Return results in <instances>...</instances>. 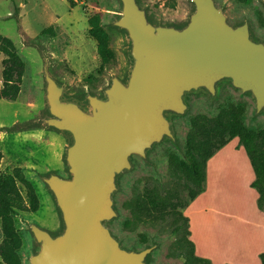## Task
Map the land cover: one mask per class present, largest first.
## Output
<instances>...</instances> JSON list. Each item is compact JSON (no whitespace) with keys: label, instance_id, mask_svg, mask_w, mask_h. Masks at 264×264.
Masks as SVG:
<instances>
[{"label":"rangeland","instance_id":"374dc122","mask_svg":"<svg viewBox=\"0 0 264 264\" xmlns=\"http://www.w3.org/2000/svg\"><path fill=\"white\" fill-rule=\"evenodd\" d=\"M73 1L75 5L71 7L68 0H0V36L11 42L24 63L18 98L14 102L0 100V109L9 110L4 112V119L17 117L21 125L41 122L47 116L45 64L53 79L65 88L66 97L78 100L85 111L89 110L85 103L86 95L102 97L103 90L113 77L126 80L131 65L129 42L125 32L113 26L120 10L119 1ZM138 1L154 25L181 28L194 10L190 0ZM213 1L223 11L230 26L247 22L251 37L264 43V0H250L244 5L232 0ZM93 15L100 17L114 53L113 62L101 72L98 71L100 60L95 42L87 33V20ZM2 59L0 53V79ZM184 102L187 106L184 114L168 115L173 139L165 138L154 144L145 158L131 157L132 168L117 177V190L112 196L116 217L105 226L126 250L141 251L154 247L146 256V264H184L177 243L182 237V229H176L181 221L175 223L172 217H166L156 224L140 223L133 220L128 207L136 196L146 190L157 189L161 195L176 191L180 203L186 205L185 208H177V211L187 218L189 236L186 238L193 242L196 256L212 264H260V255L264 254V214L256 206L257 194L250 187L253 171L237 139L228 142L206 162L204 189L193 201L188 199V189H193V185L181 174L173 172L168 155L175 154L184 159L189 120L196 115L212 118L219 107L233 102L246 106L244 124L248 129L256 130L264 129V110L257 112L251 95L240 92L226 81L217 84L213 96L201 90L186 94ZM38 149L31 139L20 137L13 152L7 149L9 159L3 162L4 166L10 162L22 169L38 198L36 212L16 210L13 213L21 241L16 251L20 264H30V257L38 249L29 230L31 224L51 235L62 229L52 194L41 180L45 177L42 167L45 162L39 158ZM33 151L36 152L34 156ZM226 169H230L228 174ZM52 173L68 177L66 165L61 175ZM18 189L26 202L25 189L21 185ZM219 199H223L224 203Z\"/></svg>","mask_w":264,"mask_h":264},{"label":"water","instance_id":"95a60500","mask_svg":"<svg viewBox=\"0 0 264 264\" xmlns=\"http://www.w3.org/2000/svg\"><path fill=\"white\" fill-rule=\"evenodd\" d=\"M118 1L113 26L125 32L131 59L125 82L113 77L102 97L86 95L85 111L44 65L41 126L67 138L68 177L42 178L62 229L51 235L30 225L38 247L30 264H146L154 247L126 250L105 226L116 217L115 178L131 169V156L144 158L163 137L172 139L167 115L185 113L187 93L213 96L221 80L249 93L257 112L264 110V43L253 40L247 22L232 27L213 0H190L194 10L183 27L154 25L136 0Z\"/></svg>","mask_w":264,"mask_h":264},{"label":"trees","instance_id":"16d2710c","mask_svg":"<svg viewBox=\"0 0 264 264\" xmlns=\"http://www.w3.org/2000/svg\"><path fill=\"white\" fill-rule=\"evenodd\" d=\"M68 1L71 7L75 5L73 0ZM232 1L243 5L250 2V0ZM136 2L139 5V1L136 0ZM146 18L152 23L147 14ZM87 25L88 36L95 42L96 53L100 60L98 71L101 72L114 60L110 39L103 30L98 15L89 17ZM0 53L3 55L0 100L15 101L20 92L24 63L13 49L11 42L1 36ZM246 113L245 105L227 102L219 107L216 115L212 118L202 114L190 118L185 140L184 159L175 154L168 155V162L173 172L181 174L189 184L193 185V189H188L189 201H193L203 192L206 162L228 142L237 139L238 145L244 150L253 171L250 187L257 194L256 206L264 214V129H248L243 120ZM40 127L39 121H32L21 125L15 124L7 128L6 131L19 132ZM1 158L0 153V161ZM50 173L52 172H48L45 176ZM19 185L25 189L27 204L18 189ZM38 205L35 189L25 178L20 168H13L9 173L0 174V228L2 232L0 264H20L16 251L20 248L21 241L14 224V211L33 213L38 210ZM185 206L180 203L176 191L165 192L161 195L157 189L144 191L128 205L133 220L140 223L156 224L164 221L166 217H172L175 223L181 221V225L176 229L177 231L182 229V237L177 243L181 249L179 255L182 256L183 263L212 264L208 260L196 256L193 242L186 238L189 236L187 218L177 211V208L182 209ZM145 262H147L146 258ZM260 264H264V254L260 255Z\"/></svg>","mask_w":264,"mask_h":264},{"label":"crops","instance_id":"0c3cea01","mask_svg":"<svg viewBox=\"0 0 264 264\" xmlns=\"http://www.w3.org/2000/svg\"><path fill=\"white\" fill-rule=\"evenodd\" d=\"M8 111L9 110L6 108L3 110L0 109V153L2 155L0 161V174L9 173L13 168H18L14 167L10 162L6 163L4 166L3 162L8 161V151L13 152L14 146L19 144L20 137H25L31 139L34 145L38 146L39 149L37 152H39L38 154H41L39 155V158H41V160L43 159L45 162V165L42 166L44 167L43 173L47 174L48 172H56L61 175L65 170L64 153L67 146V138L64 135L43 126L19 132L6 131L7 128L19 123L17 117H12V119L9 120L3 118L4 112ZM7 149L10 150L7 151ZM35 153L36 152L33 151L32 156H34ZM47 153L50 157L49 159H47ZM33 162L36 163L35 161ZM1 240L2 232L0 228V242Z\"/></svg>","mask_w":264,"mask_h":264},{"label":"flooded vegetation","instance_id":"af4514ba","mask_svg":"<svg viewBox=\"0 0 264 264\" xmlns=\"http://www.w3.org/2000/svg\"><path fill=\"white\" fill-rule=\"evenodd\" d=\"M130 60H131V59H130ZM119 79H120V78H119ZM126 79H127V78H126ZM120 80H121V79H120ZM121 81H122V82H125L126 80H125V81L121 80ZM221 81H225V80H221ZM221 81H219V82H221ZM219 82H217V84H218ZM226 82H228V81H226ZM217 84H216V86H217ZM200 91H201V90H200ZM203 91L206 92L205 90H203ZM191 93H193V92H191ZM206 93H208V92H206ZM187 94H188V93H187ZM208 94L210 95V93H208ZM185 95H186V94H185ZM184 97H185V96H184ZM171 114H173V113H170V115H171ZM166 115H167V114H166ZM167 117H168V115H167ZM171 131H172V129H171ZM165 138H168V137H163L162 140L165 139ZM169 139H171V138H169ZM172 139H173V138H172ZM155 144H157V143H155ZM153 145H154V144H153ZM153 145H152V146H153ZM152 146H151V147H152ZM151 147H150V148H151ZM150 148H149V149H150ZM149 149H148V150H149ZM148 150H147V151H148ZM147 151H146V152H147ZM145 155H146V153H145ZM131 157H133V156H131ZM138 157H139V156H138ZM140 158H141V157H140ZM144 158H145V157H144ZM130 163H131V158H130ZM131 168H132V166H131ZM126 172H127V171H126ZM123 173H124V172H123ZM123 173H122V174H123ZM119 175H121V174H119ZM119 175H118V176H119ZM118 176H116V178H115V185H116V180H117V177H118ZM116 190H117V189H116ZM113 194H114V193H113ZM112 196H113V195H112ZM112 200H113V199H112ZM113 209H114V203H113ZM114 211H115V209H114ZM110 233H111V232H110ZM111 235H112V234H111ZM146 248H147V247H146ZM145 263H146V262H145Z\"/></svg>","mask_w":264,"mask_h":264},{"label":"bare ground","instance_id":"6f19581e","mask_svg":"<svg viewBox=\"0 0 264 264\" xmlns=\"http://www.w3.org/2000/svg\"><path fill=\"white\" fill-rule=\"evenodd\" d=\"M227 157H228V156H227ZM231 157H232V156H231ZM228 158H230V157H228ZM233 158H235V157H233ZM220 161H221V160H220ZM220 161H219V162H220ZM237 163H238V162H237ZM218 165H219V164H218ZM224 165H225V164H224ZM230 167L232 168L231 165H230ZM226 168H227V167H226ZM228 168H229V167H228ZM226 170H227V174H228V172L230 171V169H229V170L226 169ZM226 177H227V176H226ZM224 178H225V177L223 176V179H224ZM229 178H230V177H229ZM239 178H240V177H239ZM223 181H224V180H223ZM226 182H227V181H226ZM222 185H223V183H222ZM229 185H231V182H230ZM229 185H228V187H229ZM221 187H223V186H221ZM224 187H225V185H224ZM222 189H223V188H222ZM228 189H229V188H228ZM223 190H224V189H223ZM226 191H227V190H226ZM221 192L224 193L225 190H224V192H223V191H221ZM230 192H231V191H230ZM230 192H229V193H230ZM235 193H236V192H235ZM224 195H225V194H224ZM224 195L222 196L223 199H225V198H224ZM231 195H233V194H231ZM235 195H236V194H235ZM233 196H234V195H233ZM228 197L230 198V195H228ZM234 197H235V196H234ZM236 197H237V196H236ZM237 198H238V197H237ZM223 199H221V200L219 199V200H220V201H223ZM238 199H239V198H238ZM218 203H219V202H218ZM223 203H224V201H223ZM227 203L229 204L230 202L228 201ZM228 204H227V205L225 204V205H226L225 207H227L228 209H230V208H229L230 206H229ZM219 205H220V204H219ZM223 206H224V205L222 204V207H223ZM228 206H229V207H228Z\"/></svg>","mask_w":264,"mask_h":264}]
</instances>
